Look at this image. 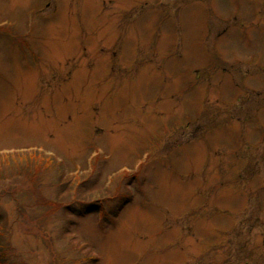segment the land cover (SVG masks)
Here are the masks:
<instances>
[{"label": "rangeland", "instance_id": "374dc122", "mask_svg": "<svg viewBox=\"0 0 264 264\" xmlns=\"http://www.w3.org/2000/svg\"><path fill=\"white\" fill-rule=\"evenodd\" d=\"M0 264H264V0H0Z\"/></svg>", "mask_w": 264, "mask_h": 264}, {"label": "trees", "instance_id": "16d2710c", "mask_svg": "<svg viewBox=\"0 0 264 264\" xmlns=\"http://www.w3.org/2000/svg\"><path fill=\"white\" fill-rule=\"evenodd\" d=\"M50 159H52V158L50 157Z\"/></svg>", "mask_w": 264, "mask_h": 264}]
</instances>
